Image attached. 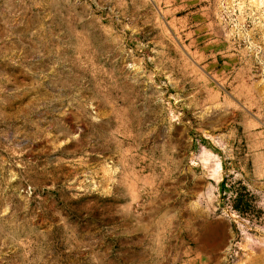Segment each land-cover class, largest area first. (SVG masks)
<instances>
[{
  "label": "rangeland",
  "instance_id": "374dc122",
  "mask_svg": "<svg viewBox=\"0 0 264 264\" xmlns=\"http://www.w3.org/2000/svg\"><path fill=\"white\" fill-rule=\"evenodd\" d=\"M0 264H264V0H0Z\"/></svg>",
  "mask_w": 264,
  "mask_h": 264
}]
</instances>
